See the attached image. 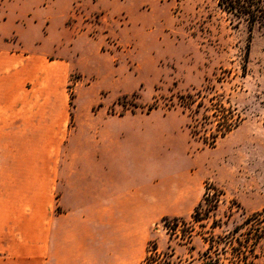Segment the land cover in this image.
<instances>
[{"label": "rangeland", "instance_id": "374dc122", "mask_svg": "<svg viewBox=\"0 0 264 264\" xmlns=\"http://www.w3.org/2000/svg\"><path fill=\"white\" fill-rule=\"evenodd\" d=\"M114 3L118 11L112 15L80 13L88 33L104 37L99 48L104 56L94 63L80 60L70 74V120L117 121L115 148L127 161L134 155L143 159L149 151L150 176L130 163L121 165L122 188L141 185L147 176V184L163 189L171 183L166 177L178 185L180 175H187L198 182L201 196L187 208L158 207L153 201L145 216L140 209L122 206L91 210L96 222L81 230L96 235L98 248L86 251L88 264L92 257L98 264H141L151 240L160 253L172 255L173 264H203L206 253L218 264H231L227 237L264 209V26L250 30L247 23L233 21L217 0ZM88 86L100 101L91 109L82 102L78 108L76 93ZM196 93L200 109L196 111V104L181 106L188 100L180 96ZM217 102L232 111L237 125L212 142ZM42 147L17 145L16 151L22 158ZM11 151L9 145V155ZM206 189L222 196L212 215L196 223L192 215ZM62 211L55 209L57 214ZM163 217L185 221L177 224V236L162 225ZM182 230L192 231L191 238H183ZM211 238L218 245L209 251Z\"/></svg>", "mask_w": 264, "mask_h": 264}, {"label": "crops", "instance_id": "0c3cea01", "mask_svg": "<svg viewBox=\"0 0 264 264\" xmlns=\"http://www.w3.org/2000/svg\"><path fill=\"white\" fill-rule=\"evenodd\" d=\"M114 1L0 0V264H88L86 251L98 248L96 235L81 230L96 222L91 210L122 206L145 216L153 201L187 208L201 196L198 182L187 175L178 185L166 177L176 185L163 189L147 184V176L141 185L122 188L121 165L150 176L148 149L143 159L127 161L115 148L117 121L70 120V74L80 60L94 63L104 56V37H92L80 13L112 15L118 11ZM92 71L99 74L96 67ZM89 88L76 93L78 108L100 101ZM17 145L43 147L21 158ZM57 207L63 211L55 213Z\"/></svg>", "mask_w": 264, "mask_h": 264}, {"label": "trees", "instance_id": "16d2710c", "mask_svg": "<svg viewBox=\"0 0 264 264\" xmlns=\"http://www.w3.org/2000/svg\"><path fill=\"white\" fill-rule=\"evenodd\" d=\"M217 6L223 13L231 16L233 21L247 23L250 30L255 26H264V0H217ZM199 97V93H196V97L186 95L180 96L178 99L188 100L186 103L181 102L182 107L183 104L186 107L196 104L195 109L197 111L203 106L201 102L196 101V98ZM214 106L215 110L212 117L215 120V126L213 133L210 134L212 142L225 137L237 125V120L234 119L232 111L225 109L220 102H217ZM207 191L208 189H206L202 201L194 209L192 219L196 223L206 220L212 215V212L217 209L220 196H222V193L215 189L212 194ZM203 203L206 205L204 208ZM161 223L169 229L171 236H177V224H183L185 221L176 217H163ZM212 226L215 228L217 225L213 222ZM191 232L182 230L181 234L183 238L189 239L191 238ZM212 239L209 242V251L214 248L215 244L218 245V241ZM225 244H229L230 247L231 264H264V209L248 216L241 225L236 226L227 237ZM171 256L160 253L157 243L151 240L147 244L146 256L141 264H173L169 259ZM204 256L205 262L203 264H218V261L213 260L209 253Z\"/></svg>", "mask_w": 264, "mask_h": 264}]
</instances>
